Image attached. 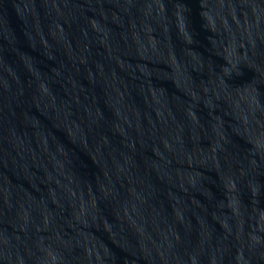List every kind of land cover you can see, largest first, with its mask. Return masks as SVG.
I'll return each mask as SVG.
<instances>
[{
    "label": "water",
    "instance_id": "1",
    "mask_svg": "<svg viewBox=\"0 0 264 264\" xmlns=\"http://www.w3.org/2000/svg\"><path fill=\"white\" fill-rule=\"evenodd\" d=\"M0 264H264V0H0Z\"/></svg>",
    "mask_w": 264,
    "mask_h": 264
}]
</instances>
